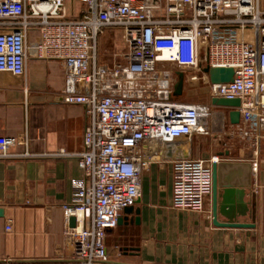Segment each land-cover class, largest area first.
I'll return each instance as SVG.
<instances>
[{
  "label": "built area",
  "instance_id": "built-area-1",
  "mask_svg": "<svg viewBox=\"0 0 264 264\" xmlns=\"http://www.w3.org/2000/svg\"><path fill=\"white\" fill-rule=\"evenodd\" d=\"M107 29L120 30L125 45L112 66L98 58V38ZM29 56L60 60L62 101L85 107L77 147L50 152L75 158L82 171L71 178V198L62 205L72 264L107 259V231L139 199L147 146L228 125L241 139L264 138L262 0H0V72L23 75ZM207 66L232 67L233 79L211 83ZM178 71L190 84H206L210 98H239V123L229 122L226 108L174 95ZM26 143L0 136V159L30 156L11 151ZM219 160L172 161L175 208L207 210L211 164Z\"/></svg>",
  "mask_w": 264,
  "mask_h": 264
},
{
  "label": "crops",
  "instance_id": "crops-1",
  "mask_svg": "<svg viewBox=\"0 0 264 264\" xmlns=\"http://www.w3.org/2000/svg\"><path fill=\"white\" fill-rule=\"evenodd\" d=\"M107 31L121 37L118 29L101 35ZM30 40H38L37 32ZM64 79L60 60L35 56L27 58L23 75L0 72V136L25 139L26 145L11 151L31 154L0 159V264L74 261L63 236L62 205L70 201L71 178L81 177L82 171L75 158L50 152L77 147L86 112L83 105L62 101ZM225 128L227 133L194 132L147 146L150 163L140 175V195L133 204L138 212L122 211V222L107 231L102 264H264V138L241 139L228 132L231 126ZM208 156L251 163V185L244 197L248 211L237 220L254 227L215 226L211 195L209 214L173 206L172 161Z\"/></svg>",
  "mask_w": 264,
  "mask_h": 264
},
{
  "label": "water",
  "instance_id": "water-1",
  "mask_svg": "<svg viewBox=\"0 0 264 264\" xmlns=\"http://www.w3.org/2000/svg\"><path fill=\"white\" fill-rule=\"evenodd\" d=\"M211 83H224L233 79L232 67H205ZM177 78L173 84V94L180 96L184 88L183 72H177ZM210 103L216 107L228 109V119L231 124L239 123L240 113L237 107L240 105L239 98L211 97ZM211 217L212 223L218 227L251 228L253 222L237 220L238 216L247 213L248 206L244 202L247 188L251 185L252 165L243 161H219L211 164ZM133 205L123 209L124 213L132 212ZM136 213L138 209L134 210ZM2 209H0V216ZM222 217L223 220H219ZM123 217L117 218V224L122 222ZM138 216L134 221L138 223ZM71 226L75 224V218L69 219Z\"/></svg>",
  "mask_w": 264,
  "mask_h": 264
},
{
  "label": "rangeland",
  "instance_id": "rangeland-1",
  "mask_svg": "<svg viewBox=\"0 0 264 264\" xmlns=\"http://www.w3.org/2000/svg\"><path fill=\"white\" fill-rule=\"evenodd\" d=\"M262 6L264 7V0H262ZM105 35H99L98 38V58L102 62L113 63L122 60L120 52L125 50V45L122 42L119 33L112 34L107 31ZM122 51V52H123ZM180 100L198 102V103H210V95L206 84L195 83L190 84L184 81V88L180 95ZM224 130V129H223ZM227 129H225L226 132ZM228 132L229 131L228 129ZM212 132L210 131V134ZM227 133V132H226Z\"/></svg>",
  "mask_w": 264,
  "mask_h": 264
}]
</instances>
